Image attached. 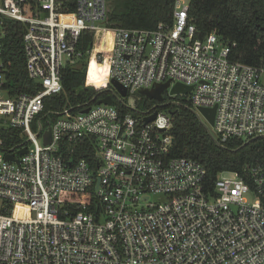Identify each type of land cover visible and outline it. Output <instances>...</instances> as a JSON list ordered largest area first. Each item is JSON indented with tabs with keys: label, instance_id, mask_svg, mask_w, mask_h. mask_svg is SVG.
Listing matches in <instances>:
<instances>
[{
	"label": "built area",
	"instance_id": "obj_1",
	"mask_svg": "<svg viewBox=\"0 0 264 264\" xmlns=\"http://www.w3.org/2000/svg\"><path fill=\"white\" fill-rule=\"evenodd\" d=\"M188 8L176 0L170 24L128 29L107 25L108 0H0V40L4 20L22 24L25 69L38 84L9 93L0 41V127L21 139L4 146L0 136V264H264V162L210 180L196 159L171 156V117L155 104L140 117L113 103L43 114L88 31V61L107 64V81L127 97L181 83L191 89L169 87L162 102L215 107L220 143L264 138V62L231 60L235 43L214 32L195 38ZM81 146L94 149V169L77 158Z\"/></svg>",
	"mask_w": 264,
	"mask_h": 264
},
{
	"label": "trees",
	"instance_id": "obj_2",
	"mask_svg": "<svg viewBox=\"0 0 264 264\" xmlns=\"http://www.w3.org/2000/svg\"><path fill=\"white\" fill-rule=\"evenodd\" d=\"M176 0H108L106 23L128 29H155L160 23L172 22ZM188 19L195 25V38H203L214 32L220 43L231 44L229 58L250 65L264 62V0H188ZM5 35L1 41V60L5 67L6 83L10 94L35 93L38 84L28 78L22 46L23 26L13 20H4ZM92 32H84L78 49L85 54L77 63L67 64L62 69V90L45 99L43 114L61 113L71 108L77 112L84 103H95L109 92L107 64L94 59L88 61ZM167 99V96L165 100ZM126 99H124L125 101ZM178 102V103H176ZM158 101L139 94L136 110L129 109L113 97V104L120 113L140 117L154 104L167 111L171 117L170 133L173 136L171 156L196 159L206 169L207 176L214 180L222 171H241L247 163L264 162V138H256L242 146L243 140L232 138L222 146L212 140L198 118L189 110L191 104L177 96L175 103L158 106ZM55 118V116H54ZM12 129L0 127L4 146L20 142V137L10 134ZM79 147L77 158H84L96 167L94 149ZM93 188L88 192L93 193Z\"/></svg>",
	"mask_w": 264,
	"mask_h": 264
},
{
	"label": "water",
	"instance_id": "obj_3",
	"mask_svg": "<svg viewBox=\"0 0 264 264\" xmlns=\"http://www.w3.org/2000/svg\"><path fill=\"white\" fill-rule=\"evenodd\" d=\"M109 84H110V87L105 89L106 91L109 92L108 94H106L103 97H100L97 100L95 97H93L92 100L96 104H100V103L112 104L113 103V97H114V98H116L117 101L121 102L124 106L128 107L129 109L136 110V105H135L136 100L134 97H131V96L127 97V88L125 86H123L115 78H110ZM169 87H170V80H167V81L162 82V83H157L155 86H153L151 88H142L139 90V94L143 95L149 99H154V100L158 101L159 102L158 106H166L169 103L162 102L164 99L163 92ZM190 89H191L190 86H186V85H183L181 83H175L174 85H172L170 87L169 93H171V94L187 93ZM125 97H127L126 101H124ZM176 103H178V102H176ZM88 109H89V106L85 107L81 111H87ZM189 110L198 118V120L200 121L202 126L206 129L208 135L212 138V140L222 146V144L217 140V138L215 137V135L213 134V132L210 128V125L213 124L215 107H211V108L200 107V108H198V111L189 107ZM156 113H157V110L155 109L153 111V113L144 116V118H143L144 122L147 123V122L153 120L156 116ZM202 116L207 120L208 123L202 118ZM46 133L49 134V130H47ZM256 138H258V137L255 136L249 140L244 141L242 143V146H244L249 141L256 139ZM49 139L50 138L48 136L45 141L48 142ZM24 150L25 149H21L20 153H23ZM5 158L10 159V160H15L16 162H18V159H14L12 154L5 155ZM97 185H98V183L96 184V187H97Z\"/></svg>",
	"mask_w": 264,
	"mask_h": 264
},
{
	"label": "rangeland",
	"instance_id": "obj_4",
	"mask_svg": "<svg viewBox=\"0 0 264 264\" xmlns=\"http://www.w3.org/2000/svg\"><path fill=\"white\" fill-rule=\"evenodd\" d=\"M127 97H125L124 99H126ZM21 137L23 138L24 137V135H21Z\"/></svg>",
	"mask_w": 264,
	"mask_h": 264
},
{
	"label": "flooded vegetation",
	"instance_id": "obj_5",
	"mask_svg": "<svg viewBox=\"0 0 264 264\" xmlns=\"http://www.w3.org/2000/svg\"><path fill=\"white\" fill-rule=\"evenodd\" d=\"M164 96V95H163Z\"/></svg>",
	"mask_w": 264,
	"mask_h": 264
}]
</instances>
